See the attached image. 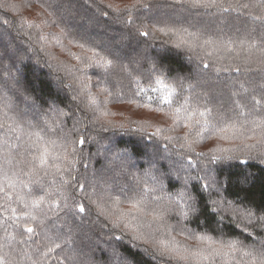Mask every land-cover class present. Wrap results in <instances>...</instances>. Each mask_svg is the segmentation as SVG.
Masks as SVG:
<instances>
[{
	"label": "trees",
	"instance_id": "1",
	"mask_svg": "<svg viewBox=\"0 0 264 264\" xmlns=\"http://www.w3.org/2000/svg\"><path fill=\"white\" fill-rule=\"evenodd\" d=\"M4 112L40 132L0 129V169L13 185L0 172L9 264H160V240L189 257L167 264H196L190 249L208 253L220 240L262 246L264 229L246 211L264 213V129L246 117L264 115V0H0V123H11ZM145 189V211L166 210L148 244L112 227L135 215L126 194ZM236 253L199 261L246 264Z\"/></svg>",
	"mask_w": 264,
	"mask_h": 264
},
{
	"label": "snow or ice",
	"instance_id": "2",
	"mask_svg": "<svg viewBox=\"0 0 264 264\" xmlns=\"http://www.w3.org/2000/svg\"><path fill=\"white\" fill-rule=\"evenodd\" d=\"M190 3L193 6L196 7H214L217 6V0H190ZM105 7L107 8H112L113 11H116V9L113 7L112 4H108L105 5ZM244 7H247V5H244ZM224 11H227V9H224ZM105 15H107V13H104ZM186 31V30H185ZM142 35H148L147 32L142 33ZM191 36H193L196 40H200L202 39L200 36H198L195 33H191L189 34ZM185 43V41L183 39H181L180 44ZM213 43L211 40L209 39H203V44H210ZM180 44H177L176 47H180ZM225 47H227V45H225ZM251 47H256L255 44H251ZM229 51H231V48H228ZM205 67H208V65H204ZM27 99V98H25ZM166 103H170L171 101L169 100H165ZM256 105H260V101L257 100L255 101ZM177 111H179V109H177ZM211 109L210 108H206L205 111H201L199 112V115L201 117H205L206 113H211ZM240 116H245V113L243 111H241L239 113ZM4 117L6 118V120H10L11 123H0V129H3L5 132V135H7V133L9 131L15 133L18 131H22L25 135L29 136V138H31L32 136H37L40 137V132H36V131H32L29 132L27 131V129H22L20 128V124L19 122L13 118V117H8L7 112H4ZM252 124H256L257 126H259L260 128L264 129V115H261L259 117V119L257 120L255 117H253L252 112H249L247 114L246 117ZM27 126L28 128H32L34 127L30 121L27 122ZM228 125L225 126V128H221L220 131H225L226 127ZM232 127H235V124L231 125ZM205 127H207V123H205ZM241 127H243V124H241ZM41 131H44L43 129H41ZM48 131H55V129H48ZM47 134V133H45ZM19 139V137H17ZM52 143H55V141H52ZM68 143H72L74 144L75 141H71V142H66L64 147H65V151H67V146ZM79 143L81 145H83L85 143V141L83 139H81L79 141ZM257 143L259 144H264V136H262L261 140L257 141ZM7 144V140H5V145ZM255 147V146H252ZM264 154V153H262ZM45 155H47V153H45ZM6 163H11L10 160H6ZM39 163L41 166L47 164V160L44 159L43 156L39 157ZM86 167V165H85ZM0 172H3V169H0ZM3 176H4V180L5 182L8 183L9 187L13 186L11 183V178L8 177L7 172H3ZM65 183H68V181H65ZM25 187H27V185H25ZM80 190L83 191L84 190V184H80L79 185ZM2 190V189H0ZM147 189H145L143 192H135L134 190L131 192H128L125 196L126 199H128L129 201H132L130 203V213L129 215H132V213H135V215H132V219L128 220L127 222H125L124 220H120L116 223H112V227L113 228H121L123 230H131L133 232H138L139 235L138 236H133L132 239H141L143 243L148 244L150 241L155 240V234L159 231H161V222L164 221L165 218V209H163L162 207L157 210L156 208H151L149 211H145V208H148L149 205L147 204L146 200H145V195L147 194ZM115 193H110L107 194L109 195V197L111 195H114ZM87 195H89V198L92 199L93 197H95L98 200H103L104 199V195L105 194H101L99 192H95L93 191L92 193H88ZM9 199H11V197H9ZM43 202V197H40V199H34L31 201V205L33 207H39V205ZM95 202V201H93ZM13 212H15V209H13ZM79 212L80 213H84L85 212V207L83 204L79 205ZM91 212V209H89V214ZM247 214V218L249 223H253V221H255L254 227L255 228H261L264 229V213L256 215L254 214L251 210H247L246 211ZM99 218V217H98ZM107 218V217H106ZM132 220H135V225L133 226L132 224ZM103 227L107 228L108 225L104 224ZM26 231L28 233H32L33 229L31 227L27 228ZM249 236H253L252 232L248 233ZM117 239H120V236L116 237ZM201 240H206V237H199ZM253 239H255V237L253 236ZM218 243L219 246L215 247L213 246V244L209 245V251L208 254L201 257V254L199 252H196L193 254L192 258L196 260V264H200L199 259L196 258H202V259H210L212 257H218V256H233L236 252H240L242 257H246L248 258V260L246 261V264H264V241H261V247L259 249H248L245 250L243 248H238L237 247V243L234 241H230L228 243H224L222 240L218 241V242H213ZM56 248H59L60 245L57 243L55 244ZM156 254L153 255V259L156 258V256H159L161 258L160 264H167V261L169 260H177V261H181V260H187L189 259L188 256H184V255H172L169 253L168 248L165 246V243L163 240H160L157 244H156ZM225 249H227V251H225ZM53 248H49V251H53ZM44 255H47V253H45ZM0 264H9V262L7 261L5 256L0 255Z\"/></svg>",
	"mask_w": 264,
	"mask_h": 264
},
{
	"label": "rangeland",
	"instance_id": "3",
	"mask_svg": "<svg viewBox=\"0 0 264 264\" xmlns=\"http://www.w3.org/2000/svg\"><path fill=\"white\" fill-rule=\"evenodd\" d=\"M168 155H166V154H164V156H162L164 159H166V163H167V165H169V163L167 162L168 161V157H167ZM157 159L155 158V161H156ZM145 163V165H147V166H149V165H151L150 163H148V162H144ZM134 167H135V165H133ZM183 166V164L181 163V164H178L177 165V167H182ZM107 167H108V163H107V160H106V156H105V158H103V167H102V169H103V172H102V169H100L101 171V173H104V172H106L107 171ZM150 167V166H149ZM151 167H154L153 165L151 166ZM97 173L98 172H93L92 174H95V175H97ZM101 173L99 174V176L98 177H100V175H101ZM189 171L188 170H186L185 172H184V174H188L189 175ZM184 178V177H183ZM185 179V178H184ZM90 233H91V231H89L86 227H84V228H82V230L79 232V233H77V236L79 237V238H81V239H83L84 240V235L86 236V238H90ZM92 239H94V238H92ZM132 242H134V240H131ZM75 252H79V250H80V248H79V246L78 245H75ZM105 249H107L106 247H104ZM191 250V252H192V254H191V256H193V254L195 253V249H190ZM199 253L200 254H203V256H205V255H207L208 253H205L203 250H201V251H199ZM237 254V253H236ZM115 254H113V256H114ZM234 256V255H233ZM233 256H231V259H234L233 258ZM224 257V260L225 261H227V256H223ZM197 259H200V258H197ZM248 260V259H247ZM119 261H122V260H119ZM223 262V261H222ZM76 264V263H75Z\"/></svg>",
	"mask_w": 264,
	"mask_h": 264
}]
</instances>
